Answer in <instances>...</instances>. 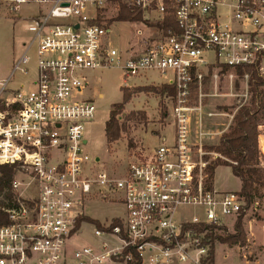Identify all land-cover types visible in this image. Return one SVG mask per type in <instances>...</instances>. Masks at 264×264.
<instances>
[{"label": "built area", "instance_id": "1", "mask_svg": "<svg viewBox=\"0 0 264 264\" xmlns=\"http://www.w3.org/2000/svg\"><path fill=\"white\" fill-rule=\"evenodd\" d=\"M0 4L16 15L23 6L34 8L23 19L30 44L0 81V166L14 171L12 197L2 196L0 203L7 221L0 226V264H202L211 247L207 236L234 228L245 200L212 187L213 153L193 139L192 119L202 125L205 115L201 96L196 105L193 95L200 94L202 72L209 67L232 69L238 78L237 69L260 61L262 75L264 0ZM122 7L143 20L151 14L154 24L172 21L173 28L160 30L149 49L124 57L112 46L110 26L102 20L104 11L118 14ZM221 8L228 11L223 21ZM32 45L36 62L29 70L26 54ZM114 66H120L125 85L151 73L170 76L160 84L175 89L173 139L128 152L124 163L108 168L84 150L85 125L97 110L84 92L86 73ZM16 73L30 80L10 88ZM239 79L247 86V74ZM91 202L119 212L100 228L91 224L96 244L71 248L84 219H90L85 208ZM189 208L202 209L203 218L175 221L180 210Z\"/></svg>", "mask_w": 264, "mask_h": 264}, {"label": "rangeland", "instance_id": "2", "mask_svg": "<svg viewBox=\"0 0 264 264\" xmlns=\"http://www.w3.org/2000/svg\"><path fill=\"white\" fill-rule=\"evenodd\" d=\"M33 12V7L23 6L16 15L0 4V81L9 76L12 64L22 56L30 44L31 34L23 31V24L27 22L23 19L30 17ZM227 13V9H219V17L222 21ZM102 14V20L106 22L117 13L108 9ZM145 17L148 23L114 22L110 26L109 40L124 57L134 56L149 49L151 43L159 38L160 30L150 26L155 23L153 16L150 14ZM35 52V47L32 45L26 54L29 70L35 65ZM207 59L211 61V55ZM86 74L89 78V86L84 92V97L92 100L97 109L94 120L85 125L83 134L86 141L84 150L91 158L100 159L101 163L108 168H116L126 161L128 152L139 148L152 149L164 142H172L173 97L160 95L157 92L163 87L160 83L167 81L170 78L169 75L161 76L151 73L145 78L128 80L125 85L120 66ZM202 74L207 80L203 82L200 94L193 96H196L194 97L196 105L199 104L198 98L201 96L199 99H201L205 115L202 125H199L195 118L192 119V132L194 142H199L201 139L205 150L216 146L221 135L229 131L233 124L234 112L239 106L250 103V95L247 93V86H244L243 80L237 78L232 69L223 71L220 66H215L209 67ZM29 80L30 76L16 73L9 87L17 88L19 84H25ZM137 88H145L149 92L133 94L131 101L124 106L117 116V121L125 130L121 133L120 139L108 147L104 136V125L109 111L112 105L122 102L121 89ZM260 91L262 92L260 100L264 105V89ZM98 95L102 97L99 98ZM261 111L260 126L263 127L259 135L264 132V108ZM208 114L211 116H207ZM200 132L206 135L201 136ZM258 141L262 145L263 139L258 137ZM215 159L216 155L213 153V161ZM258 162L264 169V158L260 154ZM214 172L212 187L216 192H235L241 185L239 179L232 175L230 167L218 166ZM261 194L262 197L255 198L241 222L246 237L245 245L228 248L214 242V264H264V187ZM1 202L3 200L0 195ZM85 212L90 217V223L96 221L99 224L115 216L119 211L102 202H91L85 208ZM193 215L202 219L203 210L200 208L180 210L179 215L175 216V221L189 220ZM90 223L82 225L79 234L70 241L71 248L96 244ZM213 233L216 236L225 237L234 234V228L215 230Z\"/></svg>", "mask_w": 264, "mask_h": 264}, {"label": "trees", "instance_id": "3", "mask_svg": "<svg viewBox=\"0 0 264 264\" xmlns=\"http://www.w3.org/2000/svg\"><path fill=\"white\" fill-rule=\"evenodd\" d=\"M114 22L148 23L140 15H133L131 11L124 7L121 8L115 17L106 21L107 27L111 26ZM150 26L166 31L169 28H173V22L168 21L162 24H151ZM262 55L264 56V53ZM259 63L260 61H257L254 66L236 70L238 78H243L246 74L248 75L247 93L250 95V103L243 104L236 110L233 116L232 127L228 132L221 135L218 144L206 148L207 151H212L219 156L209 167L212 177L218 166L230 167L232 175L238 178L241 183V188L238 193L244 198L245 206L241 209L240 217L234 225V234L221 237L211 233V235L207 236V238L211 239V247L208 257L202 264H214V242L225 245L228 248H233L234 246L242 247L245 245L246 237L242 229V219L246 211L254 203L255 198L262 197L261 190L264 187V169L259 166L258 162V127L261 125V110L264 108L260 100L262 94L260 90L264 89V77L258 71ZM222 70L225 71L227 68L223 67ZM143 91L149 92L145 88L121 89L122 102L112 105L108 119L104 125V136L108 147L116 143L120 139L121 133L125 130V128L119 125L117 116L122 112L124 106L131 101L133 94ZM157 92L160 95L165 94L167 97L175 96V89L173 87L163 86ZM13 175L14 171L12 167L0 166V195L7 200H10L12 197L9 192V187ZM84 221L90 223L89 219H84ZM91 222L90 224L96 228H100L96 221ZM6 224V216L0 211V226ZM78 225L79 223H77Z\"/></svg>", "mask_w": 264, "mask_h": 264}, {"label": "crops", "instance_id": "4", "mask_svg": "<svg viewBox=\"0 0 264 264\" xmlns=\"http://www.w3.org/2000/svg\"><path fill=\"white\" fill-rule=\"evenodd\" d=\"M261 74H262V76H264V59H263V61H262V64H261ZM10 75V74H9ZM9 77V76H8ZM7 77V78H8ZM6 78V79H7ZM4 80V79H3ZM246 85V83L244 82V86ZM246 87V86H245ZM102 96L101 95H99V98H101ZM240 107V106H239ZM238 107V108H239ZM237 108V109H238ZM234 114H235V112H234ZM234 114H233V116H234ZM232 119H233V117H232ZM262 127L263 126H259L258 127V131H260L261 129H262ZM259 138L261 139H263V143H262V145H260V141H258V143H259V145H258V149H259V154H260V156H262L263 158H264V132H263V134L262 135H259ZM261 158V157H260ZM215 173V172H214ZM214 177V176H213ZM240 188H241V185H239V187H238V189L235 191V193H238L239 191H240ZM251 253H249V255H250ZM251 256V255H250Z\"/></svg>", "mask_w": 264, "mask_h": 264}]
</instances>
